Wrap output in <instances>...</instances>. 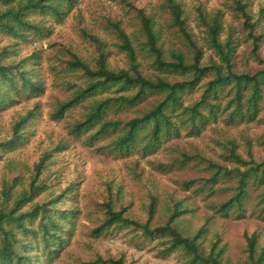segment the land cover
Listing matches in <instances>:
<instances>
[{"label":"rangeland","instance_id":"1","mask_svg":"<svg viewBox=\"0 0 264 264\" xmlns=\"http://www.w3.org/2000/svg\"><path fill=\"white\" fill-rule=\"evenodd\" d=\"M18 1L0 3V12L17 8ZM174 1L182 10L184 30L202 53L199 66L205 68L198 85L183 95L185 106L198 102L206 84L217 74L228 73V66L213 47L209 33L216 17L220 24L218 42L225 50L228 43L232 47L230 70L251 76L264 72V0H237L246 5L252 27L246 24L235 0ZM136 10H142L152 20L157 47L165 62H175V56L181 54L186 64L194 63L195 51L174 23L168 0H76L61 20L51 13H28L26 20L36 24L38 32L25 31L22 38H16L0 31L1 64L21 63L25 75L42 88L37 97L24 93L13 106L0 109V142L9 140L14 125L29 116L21 127L20 143L0 157V210L13 208L19 195L28 192L36 179V185H43L42 191L19 213L29 211L36 204H49V208L64 212L56 216L60 224L56 233L60 239H51L48 248L32 236L19 234L29 245L25 254L34 263L82 264L101 259L123 264H191V256L184 250L169 251L167 238L152 239L131 226L96 232L108 217V206L141 224L149 222L152 229L165 226L177 206L186 212L173 225L184 236L192 237L205 229L198 240L205 257L219 238V247L224 250L220 264H246L249 262L247 238L257 235L258 247H264V219L256 208L264 192V180H251L243 210H232L227 215L218 212V207L235 194L236 180L221 178L216 184L207 180L215 171L210 163L245 170L246 167L227 158L231 143L243 160L264 162V93L256 120L231 121L228 116L233 105L225 110L234 95L229 94L230 86L219 93L220 113L216 122H211L198 136L182 131L178 138L149 155H144L141 149L127 155L117 152L113 143L120 132L93 138L100 124L80 132L74 127L84 122L99 102L130 95L136 90L122 92L116 86L73 105L62 116L57 115V110L90 81L83 71L70 67L75 58L95 71L103 55L108 70L133 73L132 62L113 24H118L128 36L135 53L134 64L143 77L169 83L193 78L191 73L181 75L156 65ZM253 37L259 38L255 51ZM2 90L8 88L0 83ZM162 97L152 95L131 108L112 106L101 122L125 123L140 117ZM44 157L47 159L37 176L35 166ZM186 182L193 183L185 185ZM6 184L13 186L8 201L3 196ZM152 198L156 203L155 213L149 220ZM34 228L38 229L36 225Z\"/></svg>","mask_w":264,"mask_h":264},{"label":"trees","instance_id":"2","mask_svg":"<svg viewBox=\"0 0 264 264\" xmlns=\"http://www.w3.org/2000/svg\"><path fill=\"white\" fill-rule=\"evenodd\" d=\"M18 0H0V3L8 5ZM172 10L174 23L179 26L188 43L195 51L193 64H186L183 56H175L176 61L167 63L161 58V50L157 47L158 37L153 29L152 20L146 17L142 10H136L141 21L142 30L147 37L149 49L155 55L156 65L170 72L181 75L191 73L193 78L188 81L169 83L163 79L152 81L143 77L134 64L136 58L130 40L126 33L121 30L118 24H113L119 38L122 40V47L127 51L132 62V74L129 71L121 70L118 73L107 69L104 56L101 55L98 60L97 70H91L86 64L75 58L69 63L70 67L79 69L90 79L87 87L82 89L71 101L64 103L58 110L57 115L62 116L66 109L75 104L81 103L88 97L107 91L118 86L119 91L130 92L136 90L130 95H122L117 98H108L101 101L87 116L84 122L77 123L74 127L77 131H85L90 127L100 124L97 135H108L111 132H120L121 135L114 141V149L127 155L136 149H141L144 155H149L157 151L164 143L171 139L178 138L182 131L189 135L198 136L211 123L218 120L220 105L217 101L220 99L219 93L229 88L233 93L228 107L233 105V109L228 116L229 120L239 119L254 121L258 117L260 103L264 93V72H259L253 76L248 74L237 75L230 70L232 47L228 43L225 48L218 42L220 33V24L218 18L212 20L209 26L211 42L214 48L220 53L223 62L228 66L226 76L217 74L215 79L208 82L205 91L200 100L193 105L185 106L183 95L193 90L200 80V75L205 72V68L199 66L202 58L201 51L193 43L190 36L184 30V21L181 20L182 10L174 0H168ZM236 6L242 11L246 24H250V16L246 13V5L235 0ZM76 0H28L26 3L18 1V7H11L5 12H0V31L16 38H22L25 31L38 32L40 29L36 24L26 20V15L32 12H41L53 14L58 20H61L74 7ZM97 41L94 37H90ZM254 39V51L258 48ZM6 50L4 51V53ZM21 63L3 65L0 62V83L5 85L8 90L0 91V109H7L17 103L16 98L23 96L24 93L29 97H37L42 92V88L34 83L25 75ZM26 94V95H27ZM162 95V99L148 112L140 117L128 120L125 123L102 121L107 110L112 106L135 107L152 95ZM13 95V96H12ZM224 110V111H225ZM29 116H25L14 125L12 137L9 140L0 142V157L3 153L14 150L21 141L20 130L26 123ZM233 163L246 167L244 171L239 168L227 169L217 164L210 163V167L215 169L213 175L207 180L209 184H216L219 179H235L237 182L235 194L226 202L218 207V212L227 215L232 210L242 211L247 199V187L251 180H264V162L255 163L245 161L236 153V146L231 143L228 149V157ZM47 157H44L39 164L35 166L37 176L40 175L41 168ZM36 179L30 184L28 192H22L16 199L13 208L4 207L0 210V264H42L34 263L32 257L26 255L25 251L29 248L23 237H34L41 241L45 248L49 247L50 240L58 238L56 231L60 229V224L56 221V216L63 215L64 212L49 208V204L34 205L29 211L19 213L22 207L32 201L40 191L43 185H36ZM193 182H186L190 185ZM13 186L4 185L3 196L8 201L12 194ZM155 199L152 198L148 209L149 220L155 213ZM259 216L264 219V192L260 195L256 205ZM185 210H179L176 206L165 226L150 228L149 222L141 224L123 216V212H114L110 206L107 210V219L96 232L102 233L114 226L134 227L140 229L145 236L149 238H167L169 251L182 249L191 256V264H220V258L223 248L219 247L220 239L212 245L211 253L205 257L200 249L198 240L205 234V229H200L192 237L184 236L179 229L173 225L175 219L180 217ZM55 213V214H54ZM37 226L38 229L34 228ZM40 234V235H39ZM248 263L246 264H264V247H258L257 235L247 238ZM52 253V252H51ZM123 264L121 261H103L101 259L95 262L82 264Z\"/></svg>","mask_w":264,"mask_h":264}]
</instances>
